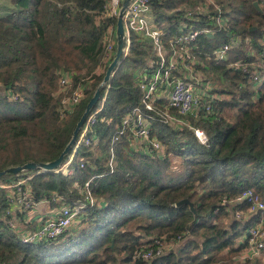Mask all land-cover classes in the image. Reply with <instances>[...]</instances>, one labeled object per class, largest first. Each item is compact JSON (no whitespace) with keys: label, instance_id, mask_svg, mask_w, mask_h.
<instances>
[{"label":"trees","instance_id":"16d2710c","mask_svg":"<svg viewBox=\"0 0 264 264\" xmlns=\"http://www.w3.org/2000/svg\"><path fill=\"white\" fill-rule=\"evenodd\" d=\"M199 1H152L153 21L164 41L180 25L196 22L183 15ZM216 2L225 25L191 45L212 99L185 118L205 133L206 144L188 127L159 121L152 122L151 135L165 147L160 156L135 151L129 136L111 144L121 119L140 103L135 74L154 59L150 43L132 35L93 127L97 146L78 147L73 173L28 171L0 178V184H11L33 176L25 186L30 196L36 202L49 200L52 209L82 202L76 185L89 182L99 205L85 207L62 237L24 244L8 224L10 191L0 188V264H264V252L257 259L237 260L246 249V231L261 214L235 219L234 211L244 212L246 205H222L246 190L264 202V81H252L241 68L264 71V0ZM103 5V0H0V172L52 162L69 143L104 78L95 72L102 64L103 35L115 22L98 19ZM206 23L214 26L201 18L198 28ZM224 45L229 46L226 59L212 58ZM58 71L78 74L67 94L81 78H94L86 98L65 119L58 116ZM11 93L16 101L8 99ZM104 94L102 89L100 97ZM111 149L112 172L107 165ZM54 197L60 201L53 203ZM184 200L195 213L189 205L176 206ZM155 241L177 245L150 261L138 257Z\"/></svg>","mask_w":264,"mask_h":264},{"label":"built area","instance_id":"2783aa9c","mask_svg":"<svg viewBox=\"0 0 264 264\" xmlns=\"http://www.w3.org/2000/svg\"><path fill=\"white\" fill-rule=\"evenodd\" d=\"M104 5L98 19H111L114 25H110L103 35V55L101 66L95 72L96 76H105L110 63L113 61L116 52V22L121 16L124 30V58L127 56L130 47L131 36L136 35L147 40L151 46V54L154 59L149 61L147 69L135 74V82L141 92L140 103L128 112L120 122V128L115 131L111 138V144L119 141L122 136H129L137 144L135 151L149 155L160 156L164 152V145L151 135L152 122L159 121L165 125L175 127H188L195 135L197 140L205 145L207 137L205 133L194 128L186 121V117L197 113L199 107L206 104L212 96L210 95V83L205 80L201 72L197 69L199 63L191 54L192 43L201 35H214L217 29L225 25L222 18L221 8L215 0H203L204 4H196L184 12V19L195 22L191 25L182 24L177 32L164 41V33L156 26L151 13V3L153 0H130L123 9V0H103ZM216 3H215V2ZM214 10L216 15H211ZM201 18L212 22L213 27L207 26L198 28ZM229 46L214 51L211 55L217 61L226 59V53ZM238 67V65H234ZM242 71L249 75L252 81L260 84L264 81V71L257 72L249 70L247 66L241 67ZM110 75V80L113 77ZM59 82L58 92L61 95V101L58 107V116L65 119L71 115L77 106L86 98L87 92L91 89L94 81L93 75L81 78L73 88L70 94L68 90L74 84V78L78 76L69 71H58ZM101 82L99 85L104 90V96L98 101V107L86 117L82 124L76 141L73 145L72 154L60 168L52 173H73L71 167L74 154L79 146H84L93 150L97 146V137L94 134L93 127L97 121V115L101 112L106 100V93L109 89V82ZM0 95H4V89L0 86ZM10 101H16L18 97L11 93L8 96ZM209 108L206 107V110ZM108 167L112 172L115 166V156L111 149L108 159ZM84 164L81 163L80 168ZM36 174H44L37 171ZM33 176L11 184H0L1 189L10 191L8 202L10 209L7 216L9 227L14 230L24 244L37 242H51L62 237L73 226L80 216L81 211L87 207L99 205L96 198L89 190V182L82 185H76L78 191L83 196V201L72 206H60L54 214L44 215L43 205H50L49 200L34 201L30 196L27 182ZM60 199L52 198L53 203H58ZM246 205V212L235 210V219H245L250 215L261 214L260 219L252 224L246 231L245 239L246 249L241 253L237 260L248 261L261 257L264 252V202L252 191L246 190L234 200H223L222 205L233 207L232 205ZM101 205V204H100ZM36 218L38 226L31 229L25 225L24 217H28L34 212H40ZM216 212V211H215ZM43 214V215H42ZM246 218V219H247ZM30 222H32L30 220ZM29 224V223H28ZM31 224V223H30ZM22 226L25 229L18 231ZM179 238L177 239V241ZM177 242L155 241V246L138 254V257L145 261L162 256L167 251L175 247Z\"/></svg>","mask_w":264,"mask_h":264},{"label":"water","instance_id":"95a60500","mask_svg":"<svg viewBox=\"0 0 264 264\" xmlns=\"http://www.w3.org/2000/svg\"><path fill=\"white\" fill-rule=\"evenodd\" d=\"M129 1L130 0H123V3H122L123 9L127 6ZM254 7L259 11V6L257 3H254ZM253 30H255V28ZM116 40H117V45H116L115 57L107 68L106 74L103 78V82H108L110 80L111 73H113L115 69L118 68L122 59H124V55H123L124 30H123L121 16L117 19V22H116ZM100 92H101V87L98 86L97 89L94 91L91 99L86 104L84 112L82 113L79 121L77 122L74 128V131L72 133L69 143L67 144V146L65 147V149L63 150V152L59 155L57 159L49 163H27L23 166L10 168V169L0 172V178L5 177V176H14V175H18L19 173L28 172V171H42V173H52L53 171L60 168L63 163L64 157L67 156L70 150L72 149L76 141L78 132L82 124L84 123L86 117L90 114V112L97 105L100 99ZM181 205H189L190 210L193 213H195V209L193 205L189 203V201L187 200L181 201L176 206H181Z\"/></svg>","mask_w":264,"mask_h":264},{"label":"crops","instance_id":"0c3cea01","mask_svg":"<svg viewBox=\"0 0 264 264\" xmlns=\"http://www.w3.org/2000/svg\"><path fill=\"white\" fill-rule=\"evenodd\" d=\"M101 205H102V203H101ZM233 207L232 208H234L235 206H237V205H232ZM245 206V205H244ZM42 212H43V214L44 215H46V214H54V212H56V210H57V208H51L50 206H48V205H43L42 206ZM41 209H40V212H34V213H32V214H30L28 217H24V219H25V221H26V223H25V225H27V226H29L30 228L32 227V228H36L37 226H38V224H37V222L35 221L36 220V218L37 217H39V214H41ZM239 210H241V209H239ZM244 212H246V206H245V209H244ZM249 218V217H248ZM228 218H226L225 220H224V222L226 223L228 220H227ZM30 220L32 221V222H30ZM29 223V224H28ZM31 223V224H30ZM176 246V245H175Z\"/></svg>","mask_w":264,"mask_h":264},{"label":"rangeland","instance_id":"374dc122","mask_svg":"<svg viewBox=\"0 0 264 264\" xmlns=\"http://www.w3.org/2000/svg\"><path fill=\"white\" fill-rule=\"evenodd\" d=\"M216 1V0H215ZM214 1V2H215ZM198 4H204L205 2H203V1H199V2H197ZM216 3V2H215ZM10 7V6H9ZM0 16H4V13L3 12H1V10H0ZM43 215V214H42ZM73 228V227H72ZM25 228L24 227H22V226H20L19 227V230L18 231H22V230H24Z\"/></svg>","mask_w":264,"mask_h":264}]
</instances>
